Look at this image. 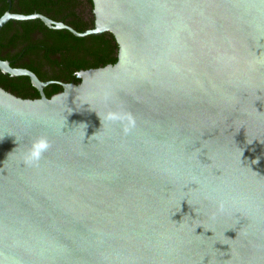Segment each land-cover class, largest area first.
Segmentation results:
<instances>
[{"label": "water", "instance_id": "obj_1", "mask_svg": "<svg viewBox=\"0 0 264 264\" xmlns=\"http://www.w3.org/2000/svg\"><path fill=\"white\" fill-rule=\"evenodd\" d=\"M90 2L0 16L115 44L47 96L0 60L38 95L0 88V264H264V0Z\"/></svg>", "mask_w": 264, "mask_h": 264}, {"label": "trees", "instance_id": "obj_2", "mask_svg": "<svg viewBox=\"0 0 264 264\" xmlns=\"http://www.w3.org/2000/svg\"><path fill=\"white\" fill-rule=\"evenodd\" d=\"M77 3L83 4L89 16L86 20L82 21L81 19V22L80 19L78 20L77 14L73 12L68 25L74 31L80 32L92 27L93 17L90 0H72V7L74 8V5ZM39 30L46 32V37L52 40L50 45L45 42L44 44H46L48 52L51 51L53 54H56V58L52 60V64L59 68L58 72L52 70L49 74L41 75L33 67L25 66V69L32 72L38 80H51L53 82L42 89L44 96L59 92L61 88L58 83L70 82L76 84L78 80L75 79V73L79 70L93 69L107 65L115 47L108 33H102L99 36L77 38L66 30L49 31L42 25ZM1 34L0 32V41L2 40ZM9 42L14 47L13 42ZM0 60H2L1 57ZM9 66L13 67L10 63ZM0 88L13 95L33 99L38 97L37 92L30 86L26 77L10 78L0 73Z\"/></svg>", "mask_w": 264, "mask_h": 264}, {"label": "flooded vegetation", "instance_id": "obj_3", "mask_svg": "<svg viewBox=\"0 0 264 264\" xmlns=\"http://www.w3.org/2000/svg\"><path fill=\"white\" fill-rule=\"evenodd\" d=\"M72 5V0H0V16L5 12L16 15L38 14L53 22H60L70 28L68 23L71 21L70 18L73 12L77 14L76 16L80 21L81 19L82 21L86 20L89 16L83 4L77 3L74 5V8ZM41 25L44 26L38 19L26 21L10 20L6 22L0 28V32L2 33L0 57L2 60L10 63L14 68L25 69V66L33 67L41 75L49 74L52 70L58 72L59 68L52 64V60L56 58V54H53L51 51L48 52L46 44H44L45 42L50 45L52 40L46 37V32L39 30ZM9 41L13 42L14 47L9 44ZM49 81L51 82V80L44 82Z\"/></svg>", "mask_w": 264, "mask_h": 264}, {"label": "clouds", "instance_id": "obj_4", "mask_svg": "<svg viewBox=\"0 0 264 264\" xmlns=\"http://www.w3.org/2000/svg\"><path fill=\"white\" fill-rule=\"evenodd\" d=\"M51 148V143L46 136L36 137L30 144L26 155L25 163L38 165L44 154ZM259 158L253 160L254 164H259Z\"/></svg>", "mask_w": 264, "mask_h": 264}]
</instances>
